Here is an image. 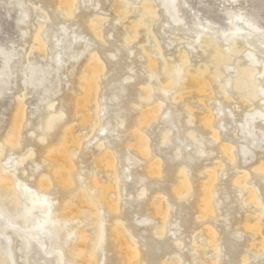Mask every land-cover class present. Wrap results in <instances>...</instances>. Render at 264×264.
<instances>
[{
  "label": "rangeland",
  "instance_id": "rangeland-1",
  "mask_svg": "<svg viewBox=\"0 0 264 264\" xmlns=\"http://www.w3.org/2000/svg\"><path fill=\"white\" fill-rule=\"evenodd\" d=\"M55 1L0 0V146L12 128L13 118L19 106H23L24 119L19 129L22 144L15 147L2 146L3 152L13 153L16 174L24 179L22 184L37 189V181L41 177H47L45 172L50 170L48 162L43 160L42 149L48 144L54 148L64 128H69L73 139L68 142L71 146L68 150L72 154L74 172H78L82 177L69 187L57 183L51 186L59 201H54V208L48 215H58L59 211L55 210V205L59 207L67 197L78 190H84L92 176L100 184L109 181L111 192L106 195L107 199L116 201L118 206L117 210H110L107 205L99 210L106 226L103 264H125L114 238V228L121 224L126 226L127 234L133 236V242L139 250L137 264H164L167 259L173 257L174 252L185 256L182 264H212L215 250L214 247H209V239H205L204 234L206 228L212 226L217 228L221 238L218 243L219 264H264V250L257 252L259 246L251 245L252 240L258 244L261 235H264V215L261 235L243 232L239 223L247 214H253L255 208L246 204V190L235 183L237 176L247 172L253 177L248 188L257 190L264 203V175L255 171L259 162L264 159V96L263 93L258 94L250 102H242L237 91L232 88L238 75L236 63L257 68L255 78L264 86V44L254 36L242 34L236 42L244 41L246 46L238 54L232 53L230 62L219 65L223 73H226V78L228 77L229 93L215 94L204 99L205 107L212 110L218 101L222 109V121L217 118L213 123L220 135L217 140L212 139L210 129L201 126L198 117L193 118L189 124L186 123L187 107H193L194 115H203L207 110L198 105L196 94H193L186 105L182 100L176 99L164 102L163 111L172 113L181 121L184 129H192L196 135L202 136L200 139L206 140L205 152L201 156L192 151L195 146L193 141H185L189 144L190 154L195 156L189 170L191 190L186 196V202L174 193L183 163L173 159L175 150L162 142L161 121L158 119L141 128L140 133L148 144V147H145L148 157L138 154L130 144L135 141L134 124L139 111L144 106L158 104L163 97L159 92L160 95L147 100L141 93L142 87L150 86L155 89L158 82H162L166 76L165 62L174 60L180 63L178 57L181 53L190 52L188 64L180 63L182 70L188 66L197 68L206 60L207 50L204 44L192 43L195 36L187 31L196 29L190 12L179 0H150L155 11L147 18L149 30L145 29L146 31L138 37L141 39L147 35L148 39L141 43H127L124 39L126 29L123 24L134 22L139 16L142 0H125L132 7L126 19L118 17L115 13L117 2L120 0H79L78 8L72 14L66 11L67 6L57 8L59 5H55ZM214 1L218 3V7L231 8L234 11L243 8L258 12L264 24V0ZM22 11L25 14L21 17ZM96 18L102 22L100 35L95 34L89 24ZM41 30L46 32L45 38L47 37L49 43L38 46L35 37ZM57 38L59 41L55 43ZM222 41L223 39L221 43ZM145 45L151 48L149 55L156 58L155 73L158 75L155 78H150V73H147L146 58L141 52V47ZM223 45L226 46L225 43ZM94 55L100 56L103 67L94 68V72L99 73L100 87L95 100L87 106L85 113L90 114L88 122H77L74 107L69 104L63 116L56 120L59 126L55 129L48 128L43 119L45 114L55 115L60 108L61 99L73 94V90L76 95L80 93L78 78L83 67L90 63V57ZM54 57L55 60L58 58V63L54 61ZM136 75L139 77L135 78ZM217 82L212 85L216 86ZM117 83L124 86L121 88L124 97L119 105L109 100L118 92ZM180 84L169 92L171 96L177 95ZM128 88L134 91L133 98ZM100 102L107 106L105 113H108V116L105 114L103 118L97 106ZM97 118L99 120L96 121ZM106 121L114 125L110 133L100 131V125ZM37 123L43 126H40L39 130L35 127ZM41 129L51 133L52 139L39 135ZM77 139L79 141L75 145ZM28 143L33 145L27 146ZM223 144L236 146L233 159H229L221 151ZM241 147H246L247 150L241 153ZM104 153L113 156L116 153V169L105 168L98 163ZM158 159L162 163L161 173L146 174L149 161ZM219 163L223 166L216 170L221 177L216 182L215 189L221 201L220 209L213 216L199 218L197 204L205 178L204 173ZM129 173L132 175L127 176ZM131 182L134 183L132 187L129 185ZM143 184L146 187L141 189ZM140 190L143 191L139 196ZM155 198H164L177 205L183 204L180 217L186 218V221L179 229L182 233L180 247L175 242L176 234L169 233L164 237L155 235V228L161 225L160 217L152 210L151 203ZM87 203L85 201L84 204ZM76 210L79 211L77 208ZM21 211L16 212L15 217ZM92 216H96V213L82 214L71 223L77 231L81 228L87 233V247L93 243L95 235ZM20 231L9 227L0 237L10 236L14 264H31L32 259L27 252L23 232ZM121 234L130 243L132 237L126 232L121 231ZM200 234L202 237H199ZM193 240L201 246L193 256L194 261L189 253L192 251ZM244 257L248 259L246 262H242Z\"/></svg>",
  "mask_w": 264,
  "mask_h": 264
},
{
  "label": "bare ground",
  "instance_id": "bare-ground-1",
  "mask_svg": "<svg viewBox=\"0 0 264 264\" xmlns=\"http://www.w3.org/2000/svg\"><path fill=\"white\" fill-rule=\"evenodd\" d=\"M179 2L190 12L196 29L187 31H190L191 35L193 34V36H195L193 37L194 40L192 43L197 44L202 42L204 44L208 52H206V60L197 68L188 66L182 70L181 64H188L190 52L181 53L178 57V61L181 64L174 60L165 62L167 70L166 76L162 82H158L155 89L150 86L142 87L141 93L145 95L147 100L157 97L160 95L159 92H161L163 95L161 98L164 101L161 100L158 104L153 106H144L139 111L134 124L136 128L133 132L135 141L130 144V147L138 154L148 157V151L145 149V147H148V144L140 133L141 128L159 119L161 121L160 124L163 126L162 142L166 145H170L171 148L175 150L173 159L183 163L174 193L179 199H184L188 202L186 196L190 194L191 190L189 170H191V165L195 160V156L193 155L196 154L197 156H201L205 152L204 144L206 140L200 139L202 136L200 134L196 135L195 131L192 129H184L178 118L170 112L163 111L164 104L168 100L176 99L182 100L186 105V102L193 97V94H196L198 96V105L207 110L203 115H194L192 112L193 107H187L186 111L188 114L185 119L186 123L189 124V122L193 121V118L198 117L201 126L210 129L212 139L217 140L220 135H218V129L213 127V123L217 118H219V121H222V109L218 101L216 102V107L212 110L205 107L204 99L215 94L229 93V80L228 77L226 78V73H223L222 69L219 68L220 63L230 62L232 53L238 54L240 50L246 46L244 41L236 42V39L240 38L242 34L249 37L254 36L264 44V24L262 23L263 21H261L262 17L259 16V13L253 10L239 8L234 11L231 8L218 7V3L214 0H179ZM78 4L79 0L55 1V5H59L57 8L67 6L65 9L68 13L70 12V14L77 10ZM131 11L132 7L125 2V0L117 2L115 13L118 17L126 19V16ZM154 11L152 1H141V12L139 16L134 19V22L123 24L126 29L124 39L127 43L146 42L148 39L147 35L141 39H138V37L141 33L149 30L147 18ZM22 12L20 14L21 17L25 14ZM89 24L92 31L100 35L99 29L102 27L101 20L96 18ZM45 35L46 32L41 30L35 37V42L38 46L45 45L46 42L49 43ZM221 39H223L222 43ZM58 41L57 38L55 43ZM223 43H225L226 46L223 45ZM229 45H232V47H229ZM141 52L146 58L147 73H150V78H155L158 75L155 73L157 70V63L156 58L149 55V53H151V48L147 45L142 46ZM57 59L58 58H56V60ZM90 59V63L85 68L83 67L81 75L78 78L80 93L76 95V92L73 90V94L67 95L61 99L60 108L55 115L50 113L45 114L43 119L48 128L52 127L55 129L59 126L56 120L63 116L69 104H72L74 107L77 122H88L90 114L85 113L88 109L87 106L92 100H95L100 87V80L98 78L99 73L96 74L94 68L97 66L100 68L103 67L100 56L94 55L91 56ZM56 60L54 57V61L58 63ZM236 66L238 67V75L232 88L237 91L241 101L250 102L256 95L262 93L264 96V86L255 78L257 68L253 66H242L240 63H236ZM7 67H9V65H7ZM24 74L25 73H23V75ZM136 77L139 76L136 75L135 78ZM215 81L217 82L216 86H213L212 83H215ZM103 83L105 85L108 84L107 82ZM119 84L120 83H117L118 92L109 99L110 102L116 105H119L124 97V92L121 90L124 86ZM178 84H180V87L178 88L177 95L171 96L169 92L175 90ZM128 92H130L131 98L135 96L132 89L128 88ZM201 103H203V105ZM97 106L101 117L104 116L106 114V104L100 102ZM93 115H95V113ZM106 115L108 116V113ZM23 119L24 107L19 106L13 118L12 128L8 131V135H6V138L2 141L0 146V235L9 227L21 230L25 238L27 252L32 259L31 264H103L104 252L102 253V251L104 250L103 241L106 226L104 225V219L99 210L105 205H107V208L110 210H117L118 206L116 201L107 199L106 195L111 192L110 182L108 181L105 184H100L98 180L92 176L84 190H78L72 196L67 197V200L63 201L59 207L55 205V210L59 211L58 215H48L54 208V201H59V198L54 194V190L51 189V186L57 183L64 187H69L74 184L78 178L82 177L78 172H74L75 166L72 161V154H70L68 150L69 147H71L68 142L73 139L71 136L72 132L71 129L64 128L63 134L58 138L54 148H51V144H48L42 149L41 154L43 160L48 162L50 170L45 172L47 177H41L37 181V189L35 190L29 187V185L25 186V183L22 184L24 179H22V176L16 174V169L14 167L15 160L12 159L13 153L3 152L2 150V146L4 145L15 147L22 144L19 129ZM97 120H99V118H97L96 121ZM40 126L43 127L39 123L35 124L38 130ZM113 127L114 125H111L110 121H106L100 125V131L110 133ZM60 128H62V126ZM222 128H224V126H222ZM38 134L45 138L49 137L50 140L52 139L51 133L45 130L41 129ZM199 139L202 142H200ZM187 140L193 141L195 146L192 151L194 154H190L188 150L189 144L186 143ZM78 141L79 139L75 141V145L78 144ZM28 144L27 146L33 145L32 143ZM220 149L229 159H233L235 155L234 152L237 150L236 146L230 144H223ZM245 150H247L246 147L239 148V152L241 153H244ZM115 159L116 153L115 156L104 153L98 160V163L105 168L114 170L116 169ZM161 165L162 163L159 159L150 160L146 166V174L159 175L161 173ZM222 166L223 164L219 163L215 168L204 173L205 178L201 185L200 198L197 204L199 218H205L208 215L213 216L220 209L221 201L217 195L215 184L221 177L216 170H220ZM255 171L264 175V159L259 162ZM129 175L132 174L129 173L127 176ZM135 175L134 173V176ZM120 177L118 176V178ZM252 180L253 177L247 172L237 176L235 179V183L240 188L246 190V204L252 205L255 208V212L253 214H247L244 219L240 221L239 225L243 232L261 235L264 203L257 193V190L248 188ZM133 184L134 183L131 182L129 185L132 187ZM145 187L146 185H141V189ZM114 190L116 189L114 188ZM142 191L143 190H140L139 196ZM85 201L88 203L84 204ZM151 205L154 214L158 215L161 220V225L155 228V235L164 237L169 233L173 235L176 234L175 242L176 245L180 247V237L182 233L179 229L186 221V218L180 217L183 212V204L177 205L164 198H155ZM75 207L79 209L78 212ZM19 210H22L21 213L15 217V214H17L16 212ZM93 212L96 213V216H92L95 228L94 241L87 247V233L81 228L77 231L76 227L71 223L82 214H90ZM125 227L126 226L121 224L114 228V238L117 241V248L120 250L125 264H137L139 250L136 247V243L133 242V236L131 235V238L130 235L127 234V229ZM121 231L122 233L126 232L133 243L131 241L130 243L126 241ZM204 234L206 235L205 239H209V247L212 246L215 250L213 254L214 258L211 263L219 264L220 247L218 243L221 238L217 228L213 226L207 227ZM222 234L223 233H221V235ZM199 237H202V234H200ZM252 241V246H259L257 252H262L264 250V235H261L258 244H255V240ZM10 242V236L9 238L0 237V264H14V257L12 255L13 250L10 247ZM200 247L201 246L193 240V243H191L192 251L189 252L193 261L195 260L193 256L197 254V249ZM221 248H223V245ZM202 252L206 255L204 251ZM183 259L185 260V256H181V254L174 252L173 257L167 259L164 264H182ZM247 260L248 259L244 257L242 262H246Z\"/></svg>",
  "mask_w": 264,
  "mask_h": 264
}]
</instances>
